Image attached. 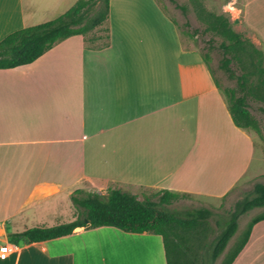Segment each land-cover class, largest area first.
I'll return each instance as SVG.
<instances>
[{"label":"crops","instance_id":"1","mask_svg":"<svg viewBox=\"0 0 264 264\" xmlns=\"http://www.w3.org/2000/svg\"><path fill=\"white\" fill-rule=\"evenodd\" d=\"M76 1L0 0V41ZM229 3L264 42V0ZM107 28L105 46L72 36L0 69V246L9 249L0 264H166L155 234L103 226L38 243L19 234L74 221L76 190L145 188L217 206L245 180L255 141L158 0H109ZM232 264H264V220Z\"/></svg>","mask_w":264,"mask_h":264},{"label":"trees","instance_id":"2","mask_svg":"<svg viewBox=\"0 0 264 264\" xmlns=\"http://www.w3.org/2000/svg\"><path fill=\"white\" fill-rule=\"evenodd\" d=\"M108 12L109 0H77L57 18L7 35L0 41V69L29 65L58 42L72 36L85 37L96 27L107 23ZM207 23L209 25L207 30L223 37L220 44L224 55L221 69L230 79H236L241 92L244 93L243 96L236 97L233 90H223L231 120L239 129L257 131L255 121L245 106V99L248 95H255L264 102V89H261V85H264V71L260 67V52L254 50L259 56L254 66L262 80L255 86L247 87L248 76L252 75V72L235 77L229 67L233 59L240 62L245 53L240 36L217 17L209 16ZM107 39L106 36L105 45ZM205 63L209 67L206 59ZM181 197L187 196L161 191L155 194V199L143 197L139 200L136 195L116 188H109L104 195L76 190L70 198L76 213L74 221L51 228L29 229L19 236L27 243H38L69 236L79 228L94 229L107 226L125 233H149L160 236L166 264H216L222 255L219 264H232L247 243L253 225L264 220V213L253 218L234 249L224 253L237 231L238 218L255 208L264 207V185L255 184L250 196L238 203L228 218L220 220V225L218 222L220 231L217 234L214 232L206 234L207 229L201 231L200 226L212 216L210 210L205 208L169 210V206ZM196 232L199 234L198 238L201 237L202 240H198L200 243L198 248L194 247L191 239ZM209 234L211 235L207 237Z\"/></svg>","mask_w":264,"mask_h":264},{"label":"rangeland","instance_id":"3","mask_svg":"<svg viewBox=\"0 0 264 264\" xmlns=\"http://www.w3.org/2000/svg\"><path fill=\"white\" fill-rule=\"evenodd\" d=\"M158 2L163 10L173 18L183 45L188 49H197L202 54V57L207 60L212 74L224 96L223 90L225 89L233 90L236 97L243 96L244 93L241 92L236 79H230L221 69L224 55L220 49V44L223 41V37L218 33L207 30L209 27L207 23L209 16L217 17L226 23V26L240 36V40L243 43L245 53L241 61L239 62L233 59L229 65L234 76L237 77L245 74V72H252V75L248 76L249 82L247 87L255 86L258 84V81L262 80V76L255 71L254 64H256L255 61H258L260 56V67L264 71V42L260 37V33L256 30L255 25L252 30H249L243 26L241 19L236 16L235 13L231 15V12L234 11L229 7L231 5L229 0H210L208 2H203L201 0H158ZM234 5L238 6L239 4L236 3ZM106 36L107 23L100 27H96L93 31L89 32L85 38L91 46L102 47L106 43ZM254 50L260 52V55L258 56L255 54ZM261 89H264L263 84L261 85ZM225 99L227 102L226 96ZM245 106L257 126V131L246 129L251 138L255 141L256 148L254 149L249 170L244 177L245 180L233 188L217 206L203 205L190 197H181L169 206V210L177 211L193 208H205L210 210L212 216L200 226L201 231L207 229L206 234H208V232L217 234L220 231L218 222L220 225L222 219L228 218L229 214L234 211L238 203L250 196L255 184L260 183L264 185V102L258 97H255V95H248L245 99ZM135 194L138 196L139 200L143 197L155 199L154 196L157 192L150 189L137 188ZM263 213L264 207L255 208L238 218L237 231L229 241L224 253L234 249L236 243L246 230L248 223L253 218ZM210 235L211 234L207 237ZM198 237L199 234H197V232L191 236L192 244L195 248L200 247L198 240L202 241L200 240L201 237ZM222 256L217 260L216 264L220 263Z\"/></svg>","mask_w":264,"mask_h":264},{"label":"built area","instance_id":"4","mask_svg":"<svg viewBox=\"0 0 264 264\" xmlns=\"http://www.w3.org/2000/svg\"><path fill=\"white\" fill-rule=\"evenodd\" d=\"M9 253L7 245L0 246V259H5Z\"/></svg>","mask_w":264,"mask_h":264}]
</instances>
